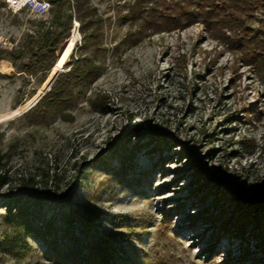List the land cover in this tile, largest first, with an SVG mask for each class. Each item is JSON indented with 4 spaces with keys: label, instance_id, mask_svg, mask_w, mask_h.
Wrapping results in <instances>:
<instances>
[{
    "label": "rangeland",
    "instance_id": "rangeland-1",
    "mask_svg": "<svg viewBox=\"0 0 264 264\" xmlns=\"http://www.w3.org/2000/svg\"><path fill=\"white\" fill-rule=\"evenodd\" d=\"M89 1L102 16L106 50L92 54L99 77L74 88L71 120H40L31 109L68 70L65 64L50 85V71L37 85L34 76L0 60V154L8 171L0 189V241L13 233L19 215L36 230L21 232L28 247L18 255L0 250V264H81L74 251L89 256L100 248L98 235L116 252L112 264H246L242 254L264 246V234L252 233L264 231V213L256 216L261 209L254 205L264 199V68L246 65L198 23L123 41L134 29L120 20L126 12L120 5L128 0ZM261 18L257 12L248 24L258 28ZM40 19L0 0V48L19 44ZM70 38L76 59L81 35L75 19ZM134 144L133 157L123 162L121 151ZM194 160L211 176L200 179L210 191L192 187ZM33 175L41 204L34 209V198L23 194L21 211L8 212V194ZM86 205L99 211L98 220L84 213ZM245 208L247 226L229 220L228 233L203 217L214 211L224 222ZM77 215L98 229L82 234Z\"/></svg>",
    "mask_w": 264,
    "mask_h": 264
},
{
    "label": "trees",
    "instance_id": "trees-1",
    "mask_svg": "<svg viewBox=\"0 0 264 264\" xmlns=\"http://www.w3.org/2000/svg\"><path fill=\"white\" fill-rule=\"evenodd\" d=\"M47 1L51 5L49 16L41 18L36 24L31 25L32 32H27L24 39L16 46L9 49L0 48V60L7 59L16 72L34 76L36 84L40 85L56 63L60 45L70 35L72 20H77L81 35L79 46L76 44L77 49L80 50L78 57L74 58L75 47L72 48L69 59L64 65V68H68V70L60 73L49 90L31 107L35 117L40 120L57 115L62 119L71 120L73 117L67 112V109L74 102V88L99 77L100 66L92 54L96 51L106 50L103 42V19L101 15L97 14L96 6L91 5L89 0ZM120 7L126 10L120 20L128 22L134 28L125 35L123 41L134 43L154 33L172 31L198 23L204 26L206 31L234 49L246 65L258 70L264 68V0H128ZM257 12H261L263 18L259 21V27L253 28L248 24V19ZM19 103L18 101L15 105ZM209 136L211 137L209 141L213 143V135ZM136 148L137 144H134L127 151H121L120 156H123V162L131 160ZM184 153L188 157L190 156L188 149H184ZM3 159L4 155L0 154V189L8 184V171L3 167ZM191 164L196 165L191 175L194 177V180L191 181L192 187L198 189L206 187L207 184H201L200 179L204 181L211 176L202 170V165L198 161L194 160ZM36 177L38 175L28 177L20 191L8 194L6 197L9 201L8 212L12 209L21 211L18 203L23 194L34 198V209L41 204L40 193L42 190L38 187L40 180H36ZM218 184L219 182L213 183L214 191L218 190ZM211 189H213L212 186L206 187V191ZM201 194L203 196V192ZM212 195L214 197L216 193ZM251 200H245L244 203L249 205ZM215 202L214 198V204ZM12 204L17 206H12ZM254 205L261 209L256 213V216H260L259 213H264L263 198H257ZM70 211L74 213L72 209ZM84 213L92 216L95 220H98L100 216L99 211L89 205L84 206ZM200 214L201 212H198L197 215ZM213 214L214 211L206 212L203 217L211 220L215 225L220 223L218 226L225 230V233H228L226 227L229 220L233 226L244 228L250 219L246 208L244 212L237 211L235 213V210L232 211V214L224 222L220 221L224 214L219 213L218 217ZM18 217L19 221L14 226L13 233L6 235L0 241V250L11 256L18 255V249L25 250L28 247L25 243L26 236L22 235V231L26 235L36 232L35 228L30 226L28 217L22 218L21 215ZM239 220L240 224H238ZM77 223L82 234L99 227L98 223L95 224L82 215H77ZM66 224L70 229L73 227L74 216L72 214L66 218ZM45 227L48 228V224ZM252 233L259 239L264 231L257 228ZM96 240L100 248L96 251L91 250L87 257L82 256L79 250H75V258H79L81 264H112L116 252L109 244L108 239L104 235H98ZM241 258L242 260L246 259V264H264V246L261 247L259 253L256 252L254 255L246 250Z\"/></svg>",
    "mask_w": 264,
    "mask_h": 264
},
{
    "label": "built area",
    "instance_id": "built-area-1",
    "mask_svg": "<svg viewBox=\"0 0 264 264\" xmlns=\"http://www.w3.org/2000/svg\"><path fill=\"white\" fill-rule=\"evenodd\" d=\"M8 5L10 8H12V10L25 7L32 14L41 18H47L51 8V5L47 0H22L21 5L18 7L14 6V4H11L10 2H8Z\"/></svg>",
    "mask_w": 264,
    "mask_h": 264
},
{
    "label": "bare ground",
    "instance_id": "bare-ground-1",
    "mask_svg": "<svg viewBox=\"0 0 264 264\" xmlns=\"http://www.w3.org/2000/svg\"><path fill=\"white\" fill-rule=\"evenodd\" d=\"M8 2H10L11 4H14V6H20L22 3V0H7ZM71 52V38L69 39V42L67 44V47L64 51V53L62 54V56L57 59L55 65L51 68L50 70V74L48 75V78L46 80L47 83H49L52 79L53 74L60 70L63 66V64H65L69 58Z\"/></svg>",
    "mask_w": 264,
    "mask_h": 264
},
{
    "label": "water",
    "instance_id": "water-1",
    "mask_svg": "<svg viewBox=\"0 0 264 264\" xmlns=\"http://www.w3.org/2000/svg\"><path fill=\"white\" fill-rule=\"evenodd\" d=\"M68 42H69V41H68V39H67V40H65V42L63 43V45H62L60 51L58 52L57 59H59V58L62 56V54L64 53V51H65V49H66V47H67ZM63 65H64V64H63ZM55 76H56V72L53 74L52 79H51V81L49 82V85L52 83V81H53V79L55 78ZM47 87H48V86H47Z\"/></svg>",
    "mask_w": 264,
    "mask_h": 264
}]
</instances>
